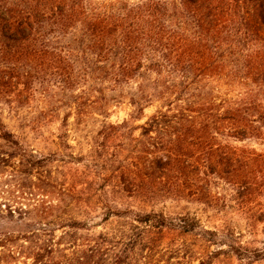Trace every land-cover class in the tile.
<instances>
[{"label":"trees","instance_id":"1","mask_svg":"<svg viewBox=\"0 0 264 264\" xmlns=\"http://www.w3.org/2000/svg\"><path fill=\"white\" fill-rule=\"evenodd\" d=\"M44 78L67 89L92 86L98 106L106 92H118L111 98L118 102L134 85L127 91L133 121L156 106L137 127L132 162L119 169L125 192L168 185L201 201L220 180L238 193L264 194V152L235 146L264 140V0H0V86L22 93ZM10 98L0 94L4 103ZM0 141L16 151L9 160L25 175L40 167L1 120ZM48 196L9 208L6 224L15 226L0 227V264H102L109 241L59 249L64 229L84 224L56 216L59 200ZM149 217L138 222L150 224ZM160 218L155 228L166 227Z\"/></svg>","mask_w":264,"mask_h":264},{"label":"rangeland","instance_id":"2","mask_svg":"<svg viewBox=\"0 0 264 264\" xmlns=\"http://www.w3.org/2000/svg\"><path fill=\"white\" fill-rule=\"evenodd\" d=\"M92 88L67 89L49 78L22 93H9L0 86V94L12 99L0 101V120L40 163L39 168L28 171L31 175H25L24 168H15V162L9 160L16 151L0 141V227L15 226L6 224L9 208L46 200L49 195L48 199L59 200L56 216L84 224L78 231L64 229L67 235L59 249L69 248L73 241L81 246L109 241L111 247H103L102 264H112L116 254L124 264H198L209 256L213 257L211 264H264V194L252 195L255 188L238 193L233 185L215 180L207 187L210 194L201 201L170 193L168 185H160L154 193L124 191L119 169L132 162L138 151L137 127L156 106L133 121L127 91H135L134 85L118 102L111 99L118 92H106L107 100L100 107L94 105L93 97L99 95ZM78 107L89 113L76 118L74 109ZM123 121L128 123L125 128H110ZM235 146L264 152V140ZM62 188L75 197L59 193ZM147 214L151 223H139ZM161 214L166 227L155 228ZM60 236L61 230L56 231L55 242Z\"/></svg>","mask_w":264,"mask_h":264}]
</instances>
